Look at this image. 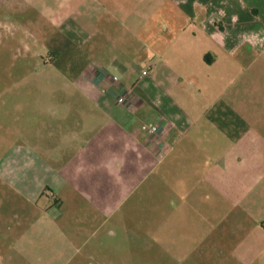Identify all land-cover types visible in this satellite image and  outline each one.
Returning a JSON list of instances; mask_svg holds the SVG:
<instances>
[{"label":"crops","instance_id":"obj_1","mask_svg":"<svg viewBox=\"0 0 264 264\" xmlns=\"http://www.w3.org/2000/svg\"><path fill=\"white\" fill-rule=\"evenodd\" d=\"M56 28L83 59L63 72L70 104L0 134V264H29V244L58 243L72 211H103L126 176L181 144L208 151L202 161L263 164L264 0H72ZM71 110L83 118L66 127ZM80 155L100 173L83 187Z\"/></svg>","mask_w":264,"mask_h":264},{"label":"rangeland","instance_id":"obj_2","mask_svg":"<svg viewBox=\"0 0 264 264\" xmlns=\"http://www.w3.org/2000/svg\"><path fill=\"white\" fill-rule=\"evenodd\" d=\"M66 18L72 0H0V134L19 135L31 125L29 110L70 104L63 69L72 75L83 57L56 28ZM72 113L61 124L83 118ZM206 152L181 144L142 167L139 179L126 176L123 194L103 211H72L58 243L29 244V264H264V148L252 154L263 164L253 166L202 161ZM83 160L72 156L81 187L100 177Z\"/></svg>","mask_w":264,"mask_h":264},{"label":"built area","instance_id":"obj_3","mask_svg":"<svg viewBox=\"0 0 264 264\" xmlns=\"http://www.w3.org/2000/svg\"><path fill=\"white\" fill-rule=\"evenodd\" d=\"M147 74H148V71H147V70L143 71V73H142L143 76H145V75H147ZM118 102H119V103H124V102H125V97L120 96V97L118 98ZM156 130H157V127H155V126H152V127L150 128V132H151V133H155Z\"/></svg>","mask_w":264,"mask_h":264},{"label":"trees","instance_id":"obj_4","mask_svg":"<svg viewBox=\"0 0 264 264\" xmlns=\"http://www.w3.org/2000/svg\"><path fill=\"white\" fill-rule=\"evenodd\" d=\"M64 38H65V41H66L68 44H72V41H71L70 39H68L67 37H64ZM72 45L74 46V44H72ZM63 71H64L65 73H68V74H69L67 68H64Z\"/></svg>","mask_w":264,"mask_h":264}]
</instances>
